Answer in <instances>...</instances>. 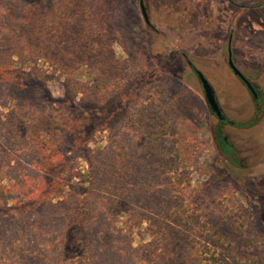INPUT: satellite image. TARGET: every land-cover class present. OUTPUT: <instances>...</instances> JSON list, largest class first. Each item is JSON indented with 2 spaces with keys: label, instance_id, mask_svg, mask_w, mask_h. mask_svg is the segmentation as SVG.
<instances>
[{
  "label": "rangeland",
  "instance_id": "obj_1",
  "mask_svg": "<svg viewBox=\"0 0 264 264\" xmlns=\"http://www.w3.org/2000/svg\"><path fill=\"white\" fill-rule=\"evenodd\" d=\"M229 1H44L42 43L57 63L51 53L38 66L15 57L20 74L0 81V264H66L91 254L100 264H193L199 228L175 217L187 209L183 199L200 206L224 256L264 264V0ZM41 2L0 0V45L10 41L17 52L15 37H29L12 7ZM57 6L73 18L53 15ZM230 50L261 99L230 68ZM194 69L228 118V156L215 143L220 124ZM88 194L94 202L76 207ZM168 213L173 230L154 243ZM39 235L50 238L47 252L35 251L44 248Z\"/></svg>",
  "mask_w": 264,
  "mask_h": 264
},
{
  "label": "trees",
  "instance_id": "obj_2",
  "mask_svg": "<svg viewBox=\"0 0 264 264\" xmlns=\"http://www.w3.org/2000/svg\"><path fill=\"white\" fill-rule=\"evenodd\" d=\"M20 1H27V0H20ZM40 1H42L40 4L33 3L30 6H28V8L25 7L24 10H22L19 7L18 9L15 6L12 7V10L15 11V13L17 12L16 15L15 13H12V16L18 17V19H16L15 21H17L18 24L23 26V32L27 33L29 37L28 38H18V39L15 37L14 42L19 43L18 45L15 46V48L17 49V52L14 51L13 49L14 44H11L10 41L8 42L5 41L4 43L5 45H2V44L0 45V50L2 46L8 45V46H12V49L14 51L13 52L14 54H12V52L10 54H7L6 52L0 51V81L1 82H4L6 78H9L8 76H11L10 78H12L16 76L17 74H20L21 65L17 63V61L14 59L15 57H18L19 59H23V61L25 60L28 61V64L32 62L33 64H36L37 66L39 65V62L42 61V59L48 60L46 56L50 55L52 45L49 43L46 44V42H45V45H43L42 41H45V39L49 36L48 35V30H49L48 23L50 20L49 18L50 16L46 14V10L43 9L42 7V4L46 0H40ZM60 7H63V6H60ZM59 9H58V6L54 7L51 12L53 13V15H57L56 13L57 11H59ZM63 9H64V12H62V10L60 9V14L63 15L65 18L67 17L68 20L70 21L73 18V15H69V7L65 6L63 7ZM53 19L57 20V17ZM25 24L27 25L25 26ZM18 31L20 30L18 29ZM55 31L58 35L53 33L51 35H55V36H52V37L59 38L58 29L55 28ZM68 31H72V28L69 27ZM80 33L81 31H79V35ZM80 37H84V36L81 35ZM24 45H27V46L24 47ZM92 50L101 51L103 50V48L101 47V48L96 49L95 46H92ZM13 55H16V56H13ZM51 55H52V59H54V61H56L57 63L59 59L58 54L57 53L54 54V52H52ZM84 91L86 90L82 91L83 96L85 97L84 100L92 99L91 93H94V91L91 90L90 88L88 92H84ZM218 134L219 132L217 131L214 134L215 143L219 151L222 153V155L228 156L229 154L232 153L233 149L229 146H226L225 143L223 142V139L219 137ZM46 160L49 163L53 162L54 156L50 155L49 157L46 158ZM5 163L7 165V162ZM37 177H38V174H37ZM28 184L32 186L31 182H28ZM181 184H182V178H178L177 183L175 184V187L177 188L178 192L182 190L180 188ZM183 200H182V203L187 207V209L184 212H177L175 217L179 220L195 221L196 223H198V228H199L197 229V231L196 229L193 230V232H195L194 233L195 241H194V246H193V264H249L248 260L242 261V259H240L237 255H234V254L224 256V254L220 252V248H219L220 246L215 247L217 245L215 234L210 231L204 230L206 225L200 219V214H199L200 206L198 205L193 206V205L186 204ZM92 201L94 202V200L91 197V194H88L85 197L79 198L76 201L75 206L76 207L82 206V205H85L86 203L91 204ZM95 203L97 204L94 209L97 211V213H101L100 209H102L101 208L102 206L98 204V202H95ZM167 215L168 216L161 217L159 220V225L156 226V230L154 231V234H153L154 243L160 242L162 240L163 235H165L164 231H166L167 226L169 227L171 231L173 230V226L170 225V223H172L173 225V218H171L173 217V215H171L170 213H168ZM185 215H186V218H184ZM170 218L172 219L171 222L169 220ZM176 218H175V223H177ZM66 219H68V217H66ZM88 224L92 225L93 223H88ZM89 229H92V227H90ZM65 230H66L65 227H63L60 230V235H61L62 240L65 239ZM35 240L37 243L40 242L41 244L45 240L43 244L44 248H38V249H35V251L47 252L50 249V246L48 244V242L50 241V238L39 235ZM144 247L145 246H143V248ZM140 249L142 250L141 247ZM138 252H141V251H136L135 255L140 254L142 258L143 257L142 254ZM96 257L97 256H94L92 254L91 256L81 255L77 259L70 260L66 264H100L97 259L98 257L97 258ZM101 264H105V263L101 262ZM136 264H147V263L141 259Z\"/></svg>",
  "mask_w": 264,
  "mask_h": 264
},
{
  "label": "water",
  "instance_id": "obj_3",
  "mask_svg": "<svg viewBox=\"0 0 264 264\" xmlns=\"http://www.w3.org/2000/svg\"><path fill=\"white\" fill-rule=\"evenodd\" d=\"M141 10H142V14L143 17L145 19V22L149 25L150 21H149V16L147 14L144 2L141 1ZM232 52L230 50V56H229V66L232 69V71L234 72V74L240 78L243 82H245V84H249L248 79L244 76V74L235 66L233 58H232ZM196 75L199 78V81L202 85V88L204 90V94H205V98L207 100V103L209 105V107L211 108V110L217 114L218 117H221L222 115V109L220 107V104L218 102V99L216 97V93L215 90L213 88V86L210 84V82L208 81V79L200 72V71H196L195 72Z\"/></svg>",
  "mask_w": 264,
  "mask_h": 264
},
{
  "label": "flooded vegetation",
  "instance_id": "obj_4",
  "mask_svg": "<svg viewBox=\"0 0 264 264\" xmlns=\"http://www.w3.org/2000/svg\"><path fill=\"white\" fill-rule=\"evenodd\" d=\"M229 1V0H228ZM233 1V0H232ZM230 2V1H229ZM233 6H235V7H238L237 6V3L235 2V1H233V2H230ZM264 3V2H263ZM263 4H260V5H258L257 7H260V6H262ZM240 8V7H239ZM247 8H255V7H251V6H244V7H242L241 9H247ZM229 56H230V51H229V55H228V64H229ZM232 58H233V56H232ZM197 70L196 69H194V72H196ZM245 76V75H244ZM246 77V76H245ZM247 78V77H246ZM240 79V78H239ZM248 79V78H247ZM240 81L242 82V84L247 88V90L250 92V94H251V96H252V98H253V100L254 101H257V100H259V99H261V91H260V87L255 83V82H252V81H250L249 79H248V81H249V84H245V82H243L241 79H240ZM211 84V83H210ZM209 106V105H208ZM210 108V107H209ZM222 111V115H221V117H218L217 116V114H215L212 110H211V108H210V112L213 114V115H215L216 117H217V119H218V121H219V127H218V130H217V132H219V137H221L222 139H223V142L225 143V145L226 146H229V147H231L232 148V146L229 144V142H228V139H227V137H224L223 135H222V128L225 126V125H227L228 123H229V121H228V118L225 116V114H224V112H223V110H221ZM233 149V148H232Z\"/></svg>",
  "mask_w": 264,
  "mask_h": 264
}]
</instances>
